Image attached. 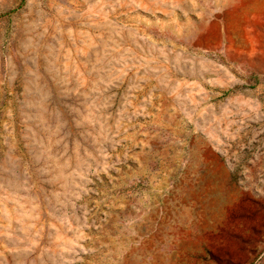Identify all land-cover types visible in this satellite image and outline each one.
<instances>
[{
    "label": "rangeland",
    "instance_id": "obj_1",
    "mask_svg": "<svg viewBox=\"0 0 264 264\" xmlns=\"http://www.w3.org/2000/svg\"><path fill=\"white\" fill-rule=\"evenodd\" d=\"M0 264H264V0H0Z\"/></svg>",
    "mask_w": 264,
    "mask_h": 264
}]
</instances>
